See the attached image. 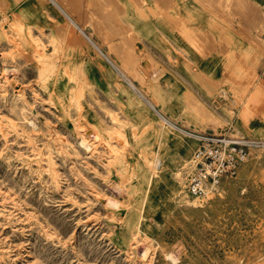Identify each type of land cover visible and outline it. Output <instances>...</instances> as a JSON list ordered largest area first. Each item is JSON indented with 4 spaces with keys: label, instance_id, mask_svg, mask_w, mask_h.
I'll return each mask as SVG.
<instances>
[{
    "label": "rangeland",
    "instance_id": "rangeland-1",
    "mask_svg": "<svg viewBox=\"0 0 264 264\" xmlns=\"http://www.w3.org/2000/svg\"><path fill=\"white\" fill-rule=\"evenodd\" d=\"M208 133L264 144V0H0V264H264V145L194 198Z\"/></svg>",
    "mask_w": 264,
    "mask_h": 264
},
{
    "label": "built area",
    "instance_id": "built-area-1",
    "mask_svg": "<svg viewBox=\"0 0 264 264\" xmlns=\"http://www.w3.org/2000/svg\"><path fill=\"white\" fill-rule=\"evenodd\" d=\"M263 145L222 133L201 135L197 138L185 177L186 193L194 198L203 197L217 187L223 178L236 176L247 160L250 148Z\"/></svg>",
    "mask_w": 264,
    "mask_h": 264
},
{
    "label": "bare ground",
    "instance_id": "bare-ground-1",
    "mask_svg": "<svg viewBox=\"0 0 264 264\" xmlns=\"http://www.w3.org/2000/svg\"><path fill=\"white\" fill-rule=\"evenodd\" d=\"M166 7V6H165ZM168 7V6H167ZM198 40V39H197ZM188 42H189V40H188ZM200 42V41H199ZM203 42V41H202ZM199 44V43H198ZM198 46V45H197ZM202 47V46H201ZM202 52V51H201ZM200 52V53H201ZM235 55H237V54H235ZM237 61V60H236ZM231 68V67H230ZM233 70V69H232ZM243 72V71H242ZM245 72V71H244ZM255 74V73H254ZM241 76V75H240ZM241 79V78H240ZM261 83V82H260ZM131 84V83H130ZM257 84V83H256ZM155 113V112H154ZM162 120V122H163V124H165V125H167V126H171V124L167 121V119H164V118H162L161 119ZM31 123V122H30ZM78 126V125H77ZM172 127V126H171ZM80 144H82L83 146H85L86 148H87V145H85L84 143H83V141L80 143ZM89 146V145H88ZM189 147V146H188ZM146 150V149H145ZM185 151H186V149H185ZM155 164V163H154ZM157 164H159L158 162H157ZM154 166V165H153ZM154 168H157V166H155ZM154 180V178H153V176H150L149 178H148V184H151L152 183V181ZM108 203H110V202H108ZM195 203V202H194ZM112 206L114 205L115 206V204L116 203H110ZM110 204H109V206H110ZM117 206V205H116Z\"/></svg>",
    "mask_w": 264,
    "mask_h": 264
}]
</instances>
